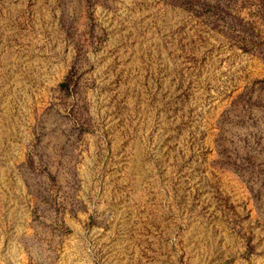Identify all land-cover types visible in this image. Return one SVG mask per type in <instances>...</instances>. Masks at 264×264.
Masks as SVG:
<instances>
[{
  "label": "rangeland",
  "instance_id": "374dc122",
  "mask_svg": "<svg viewBox=\"0 0 264 264\" xmlns=\"http://www.w3.org/2000/svg\"><path fill=\"white\" fill-rule=\"evenodd\" d=\"M0 264H264V0H0Z\"/></svg>",
  "mask_w": 264,
  "mask_h": 264
}]
</instances>
